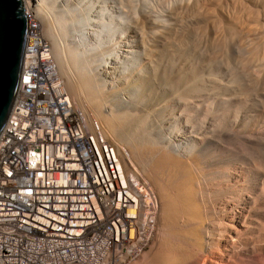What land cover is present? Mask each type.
I'll return each instance as SVG.
<instances>
[{"label":"bare ground","instance_id":"6f19581e","mask_svg":"<svg viewBox=\"0 0 264 264\" xmlns=\"http://www.w3.org/2000/svg\"><path fill=\"white\" fill-rule=\"evenodd\" d=\"M200 1L21 3L73 103L84 114L89 106L104 125L123 175L119 143L149 173L159 220L138 256L152 237L157 244L140 264H261L260 154L236 159L224 149L236 140L249 150L264 146V108H255L260 118L251 109L264 102V0H245L252 9L226 15L208 6L215 24ZM107 97L121 101L108 109Z\"/></svg>","mask_w":264,"mask_h":264},{"label":"built area","instance_id":"2783aa9c","mask_svg":"<svg viewBox=\"0 0 264 264\" xmlns=\"http://www.w3.org/2000/svg\"><path fill=\"white\" fill-rule=\"evenodd\" d=\"M40 38L27 23L0 133V264H128L154 232L158 199L130 163L123 175L113 142L73 103Z\"/></svg>","mask_w":264,"mask_h":264},{"label":"water","instance_id":"95a60500","mask_svg":"<svg viewBox=\"0 0 264 264\" xmlns=\"http://www.w3.org/2000/svg\"><path fill=\"white\" fill-rule=\"evenodd\" d=\"M26 28L21 0H0V133L19 87Z\"/></svg>","mask_w":264,"mask_h":264},{"label":"rangeland","instance_id":"374dc122","mask_svg":"<svg viewBox=\"0 0 264 264\" xmlns=\"http://www.w3.org/2000/svg\"><path fill=\"white\" fill-rule=\"evenodd\" d=\"M197 1H200V0H197ZM201 1H203V2H201ZM201 1H200L201 8L203 7L202 9H204V10H205V8H206V11H205V13L207 12L206 17L208 18V20H212L211 22L208 21V22H210L209 24H211V23H212V24H213V23L215 24V22H213V21H215V20H213V18L215 19V15L218 14L217 12H214V11H213V10H215V8H216L215 11L218 10V12H221V13H219L218 15H222V14H225V15H226L228 12L231 13L232 11L237 12L236 9H238V10H239V9H242L243 6H244L243 9L246 8V6H247V8H251V5H250L247 1H245V0H235V1H234V0H215V1H213V0H212V1H211V0H210V1H209V0H201ZM212 3H213V4H212ZM204 4H205L206 6H205ZM210 4H212V5H210ZM202 5H203V6H202ZM241 5H242V6H241ZM249 5H250V7H248ZM204 6H205V7H204ZM208 6H209V7H208ZM211 6H212V7H211ZM220 6H221V7H220ZM222 6H223V7H222ZM207 7H208V10H209V11L211 10V11H213V12L215 13V15H214L213 12H211V14L214 15V17H213V16L210 14V12L207 10ZM210 7H211L212 9H213V7H214V9L212 10ZM233 7H234V8H233ZM239 7H241V8H239ZM224 8H225V9H224ZM229 9H230V10H229ZM233 9H234V10H233ZM251 9H252V8H251ZM204 10H203V11H204ZM225 10H226V11H225ZM205 13H204V14H205ZM208 13L210 14L209 16H208ZM230 13H229V14H230ZM211 17H213V18H211ZM33 21H36V20H33ZM36 22H37V21H36ZM216 23H217V22H216ZM39 29H41L40 25H39L38 30H39ZM38 30H37V31H38ZM55 31H56V30H55ZM38 33L41 34L40 30L38 31ZM62 42H63V41H61V39H60L59 44H62ZM115 50H116V49H115ZM63 52H64V51H63ZM62 54H63V53H62ZM65 54H66V53L64 52V55H65ZM64 55H63V59H64V57L66 56V55H65V56H64ZM67 56H68V55H67ZM66 59H67V58H66ZM66 59H65V60H66ZM53 62H54V60H53ZM64 62H65V61H64ZM69 63H70V62H69ZM69 63H67V65H69V67H70V68H69V74H70L71 76H72V75L74 76L75 74H71V73H75V72L72 70L73 67H71V63H70V64H69ZM65 64H66V63H65ZM54 65H55V67L57 68V65H58V64L56 65V64L54 63ZM58 67H59V66H58ZM67 67H68V66H67ZM59 69H60V67H59ZM70 69H71V71H70ZM73 76H72V77H73ZM74 77H75V76H74ZM62 79H63V77H62ZM107 81H108V80H107ZM63 83H64V85L66 86V84H65V80H64V79H63ZM109 84H111V83L109 82L108 85H109ZM108 85L106 86L107 89L110 88ZM65 88H66V90H68V89H67L68 87H65ZM253 88H255V87H253ZM255 89H256V88H255ZM67 93H68V92H67ZM70 98H71V97H70ZM111 99L113 100L112 97H111ZM71 100H72V98H71ZM118 100L121 101L120 98H119V99H118V98H115V99L111 102L110 98L107 97V98H106V103H105L106 105H104L105 108H107L106 106H108V104H110V105L108 106V109H109V108H112L113 106L111 107V105H113L114 101H115V103H116V101H118ZM107 102H110V103L107 104ZM115 103H114V104H115ZM263 104H264V102H263V100H262V104H261V102H259V103H255L254 105L251 106V109L254 108V109H253V113H252V114L254 115V116H253L254 118H255V117H258V118L261 117L259 111H258V110L256 111L255 108H259V109H260V112H261V111L263 112V110L261 109L262 106H263V108H264V105H263ZM259 105H260V106L262 105V106L259 107ZM84 108H85V111H84L85 114H88V113H91V114H92V112H93L92 116H94V111H93L92 109H90L89 106L87 107V106L85 105ZM86 110H87V111H86ZM90 110H91L92 112H91ZM255 113H256V114H255ZM91 114H90V115H91ZM251 116H252V115H251ZM94 117H95V116H94ZM95 118H96L97 121L99 120L98 117H95ZM99 121H101V120H99ZM99 121H98V122H99ZM99 124L101 125L102 122H99ZM101 126H102V125H101ZM103 126H104V125H103ZM103 126H102V128H103ZM103 129H104V128H103ZM233 141H235V139H234ZM233 141H232V142H233ZM237 142H238L240 145H242V144H243V145L240 146L239 144H237ZM240 142H241V141H239V140H238V141L236 140V142H234V143H231V142H230V143L232 144L233 147L230 146L231 144H229V143H228V144H229L230 147H228V144H226V146H225L226 149H224V155L226 154V155H225L226 157H227V155H228V156L230 155V157L232 156V158L235 157L236 159H239V158H244V159H246L245 157H248V153H249V155H250V153H252V155H253L254 158L257 157V156L260 154V155H259L256 159H254V160H255L256 163L259 161V162H258V166H259L258 168H260V170H259V169H258V170H259L261 173H263V172H264V169L261 170V168H264V167H263V166H264V165H263V164H264V163H263L264 161L261 160V159L264 160V157H261V156H264V146L262 145V142H259V143L257 144L258 149H257L256 146H254V147H256V148L252 147L251 150H249L250 148L247 147V143L244 144L243 142H242V143H240ZM234 144H235V146H236V144L238 145V146H236L237 148L234 146ZM119 145L121 146L120 149L122 148L121 151H123V156H124L123 161L125 162V164L127 165L128 163H130V164L136 169V171H137L138 173H140L141 175H143V177H144V178L150 183V185L152 186L151 181L149 180L150 177H148V176H149V173H146V172H148V171L141 169V167L138 165V162H136V159L133 157L132 152L130 151V150H131V148H129L130 146L128 145V146H129V147H128L126 144L124 145V144H122V143H119ZM259 145H260V147H259ZM261 145H262V146H261ZM227 147H228V148H227ZM231 147H232V148H231ZM239 147H240V148H239ZM243 147H245V148H243ZM261 147H262V148H261ZM230 148H231V149H230ZM235 148H236V149L239 148V149H241V150L238 149V150L236 151ZM242 148H243L244 150H248V151H244ZM247 148H248V149H247ZM129 149H130V150H129ZM253 149H254V150H253ZM255 150H257V151H255ZM258 150H260V151H258ZM239 151L242 152V153L244 152L243 154H245V155H243V154L241 153L244 157L239 153ZM251 151H252V152H251ZM236 152H238V154H240V155H238ZM246 152H247V153H246ZM233 154H235L234 157H233ZM256 155H257V156H256ZM238 156H240V157L238 158ZM241 156H242V157H241ZM128 157H129V158H128ZM131 157H132V158H131ZM248 158H250V157H248ZM248 158H247V159H248ZM259 158H260V159H259ZM257 159H258V160H257ZM260 161H262V163H261ZM136 163H137V164H136ZM260 163L262 164V167L260 166V165H261ZM134 165H135V166H134ZM138 166H139V167H138ZM142 170H143V172H142ZM144 173H145L146 175H145ZM147 175H148V176H147ZM152 187H153V186H152ZM262 188L264 189V187H262ZM153 189H154V188H153ZM263 189H262V190H263ZM261 192L264 193V191H261ZM154 193H155V189H154ZM156 193H157V192H156ZM156 193H155V194H156ZM263 193H260V196H261L260 199L264 198V197H262V194H263ZM263 195H264V194H263ZM156 197H157V199H158V194L156 195ZM262 200H264V199H262ZM158 213H159V211H158ZM158 213H157V214H158ZM157 214H156V216H155V223H154V226H155V224H156V225L158 224L159 217H158ZM156 218H157V219H156ZM156 220H157V223H156ZM155 228H156V227H155ZM155 230H156V229H155ZM155 235H156V234H155ZM155 235H154V236H155ZM155 238H156V236H155ZM155 238L152 237V241H151L150 245L148 246V248H147V247H146L147 249L145 248V250L143 251V253L141 254V256H140V255L138 256L139 258L137 257V258H135V259L130 260V261H129V264H134L135 262L137 263L138 261H139L138 264H140V262L143 260L142 257L145 258L146 255L149 256L150 254H152V252H154V248H155L154 246H156V244H157V241H155ZM153 241H154V242H153ZM151 246H152V247H151ZM144 255H145V256H144ZM138 259H139V260H138ZM261 264H264V260H263V262L261 261Z\"/></svg>","mask_w":264,"mask_h":264}]
</instances>
